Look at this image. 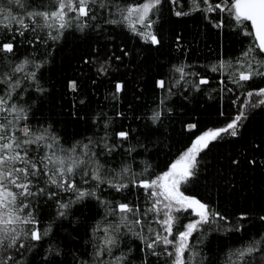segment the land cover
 Returning a JSON list of instances; mask_svg holds the SVG:
<instances>
[{
  "label": "trees",
  "instance_id": "obj_1",
  "mask_svg": "<svg viewBox=\"0 0 264 264\" xmlns=\"http://www.w3.org/2000/svg\"><path fill=\"white\" fill-rule=\"evenodd\" d=\"M146 1L96 0L88 17L76 19V13L70 12V25L58 31L56 26L46 27L41 17L34 23L27 15L54 11L56 0H0L4 10L0 11V42L15 44L12 53L0 52V96L7 98L11 91L9 105L24 110L21 115L27 118L14 121L16 126L49 130L59 139L58 154L75 146L79 155L81 146L91 140L90 152L96 156L86 158L88 171L98 161L105 181L128 185L120 191L106 182L96 187V181L78 171L73 177L77 186L95 188L99 200L91 196L77 200L76 193L62 191L43 178L32 191H44L25 200L29 207L21 213L31 212L36 224L15 227L18 232L36 227L47 235L39 241L21 235L16 247L0 248V264L9 255L8 264H97L94 252L105 237L104 230L111 233L109 226L117 224L118 247L104 256L105 264H114V257L120 255L127 257L125 264H172L173 257L163 254L165 247L172 251V245L158 244V255L147 248L155 233L167 235L158 221L168 210L159 204V211H149L156 197L139 181L154 180L168 171L197 137L226 127L241 111L245 118L238 122L237 135L230 130L209 141L197 155L195 174L179 185L185 196L219 214L193 232L184 255L186 264H264V105L258 103L264 97L253 95L243 106L248 92L264 88V75L234 82L249 64L264 72V53L256 47L254 36L246 34L252 32L249 22H237L228 11H206L203 0H197L198 9L193 0H161L145 21H151L150 28L136 23L134 15L123 19L124 10ZM209 3L215 6L224 0ZM178 11L187 14L177 16ZM13 17L29 25L24 35L17 33L19 25ZM130 24H135V31ZM140 32H151L159 43H151ZM250 48L254 50L245 57ZM25 60L24 70L15 72V66ZM178 67L184 69L183 79ZM17 81L19 87L12 90ZM159 81L165 82L163 88ZM156 112L160 118L153 120ZM5 115L14 120L16 113H0V122ZM121 131L128 132L127 140L117 135ZM105 144L114 150L108 152ZM43 152L32 146L30 155ZM51 192L57 196L50 198ZM60 203L69 206L60 209ZM119 204L133 209L125 224L120 223ZM176 207L172 215L178 222L169 239L200 219L194 208L177 212ZM61 211L64 215H59ZM137 219L141 224L134 223ZM138 232L146 239L141 240ZM249 246L256 250L240 260L238 250ZM193 252L197 255L189 259Z\"/></svg>",
  "mask_w": 264,
  "mask_h": 264
},
{
  "label": "snow or ice",
  "instance_id": "obj_2",
  "mask_svg": "<svg viewBox=\"0 0 264 264\" xmlns=\"http://www.w3.org/2000/svg\"><path fill=\"white\" fill-rule=\"evenodd\" d=\"M161 0H148V2L130 6L126 10V15L123 16L124 20H131L133 14L136 15V23L144 25L145 27H151V21L145 24L149 13L157 5H159ZM204 4L207 5L206 11H215L220 9L222 11H228L234 16L237 22L243 23L245 21L249 22L252 28V32L246 33L248 35H253L255 41H257L256 47L259 48L260 52L264 53V0H232L231 4L224 0L223 4H216L213 6L209 3V0H203ZM96 3V0H56V8L54 11H38L27 13L28 17L36 22V17H41L44 21L46 27L52 28L57 27V30L64 29L70 25V18L68 13H76V19L80 17H88L90 11V4ZM193 4L198 9L199 3L197 0H193ZM100 7L103 8L104 4L101 2ZM0 11H4L0 9ZM187 13L176 12L177 16L186 15ZM10 15V13H9ZM7 18V17H6ZM95 19L93 15L91 17ZM15 19V22L19 27L16 29L19 35H24V30L29 28V25L24 22L23 19ZM52 21L53 23H49ZM114 23L116 21H113ZM2 23V22H0ZM5 28L8 25H3ZM133 31L136 30L135 24H130ZM35 30L34 28L32 29ZM145 39L150 40L153 44H158L159 40L151 32H140ZM51 36V33H49ZM56 39V37H51ZM15 38L13 37V40ZM15 44L13 42L2 43L0 42V52L12 53L14 51ZM254 49L250 48L248 51L243 53L245 57H248ZM28 63L27 60L19 65L15 66V72H21L24 70L25 65ZM259 63V62H258ZM223 67V62L221 63ZM104 71L105 69H101ZM215 70V69H213ZM176 71L181 73V79L184 76L183 67H178ZM32 79H35V73L30 74ZM264 75V72L260 71L259 68L254 69L251 64L248 65L247 71L239 72L238 80L234 81L239 83L241 81H248L253 76ZM11 80V77H9ZM7 82V81H5ZM207 81L201 80L200 83H206ZM164 81H159L160 87H164ZM19 87V81L14 85H11L12 90ZM117 91H120L122 85L118 84ZM70 88L74 91L76 89V82L72 81L70 83ZM253 95L264 97V88H260L255 93L248 92V100L244 101L243 106H248L249 101ZM11 99V91L7 93V98L5 96H0V113H16L14 120H9L7 115L3 117V121L0 122V248L11 249L16 247L17 241L20 239L21 235L29 237L31 240L39 241L42 236L47 235V231L41 233L39 228L33 227L27 232H18L16 225H35V218L32 216L31 212L27 215L22 216L21 213L24 209L29 207L28 203L24 201L29 197L36 195L38 192H43L44 188H37V192H33L32 188L35 184H38L43 178H47V183L55 185L58 189L62 191H72L76 193V199L82 200L85 197H99L96 195V189H81L77 186V182L73 177L77 175L78 171L84 177H89L91 180L97 182L96 187H99L100 183H108L111 187L116 188L120 191L126 188L128 185L125 183H113L112 181H105L101 176L102 166L96 162V167L91 172L87 169V164L90 162V156H96L95 151L90 152L89 145L93 142L90 140L88 144H83L81 146V153L76 154L75 146L69 150L60 149L63 154L57 153V148L59 145L58 137L51 135L49 130L34 132L29 126L25 125L18 128L16 122L21 119H26V115H21L24 110L18 108L15 104L9 105L8 101ZM259 104L264 105V99L258 101ZM255 107L256 105H251ZM160 118V113L156 112L153 114L152 119L158 120ZM245 118V112L241 111L235 116L234 119L229 122L226 127L218 128L215 130H208L204 132L201 136L197 137L194 143L186 152H184L181 157L171 164L168 171L164 172L162 175L156 177V179L140 180L139 185L145 189H152L150 195L156 197L153 206L149 211H159L157 205L161 204L162 201L159 197H163L165 201L169 203L164 204V207L168 209L164 213V219L158 221L164 228L167 235H160V233L154 234V239L147 242V248L152 250V255H158L155 248L158 244H163L165 246L172 245L173 250L168 251L167 247L164 249L165 255L173 257L172 264H186L185 252L190 250V245L188 243L189 237L192 236L193 232L197 231L202 224L209 223V217H215L219 215L218 213L210 211L208 205L202 203L201 201L195 199L194 197L185 196L179 191V185L181 182H186L189 177H192L194 169L197 165V155L204 149L208 147V142L216 140L221 136L222 133H227L231 130V135L236 136L238 127V122ZM107 127V126H105ZM190 129L194 128L195 125H189ZM19 133V134H18ZM117 135L122 140H127L128 132L121 131ZM48 141H51L50 143ZM32 146H35L37 151L44 149L43 155L32 156ZM202 146V147H201ZM104 148L108 152L114 150V146L104 145ZM124 173H128L129 169L125 168ZM83 183L87 184L88 179H85ZM19 190V191H15ZM159 189V191H157ZM57 196L56 192L49 193L50 198H55ZM101 203H104L101 201ZM173 204L178 205L176 211L186 210L194 208L197 210V215L200 217L199 220L192 221L184 226V231L178 232V235L174 239H169L168 236L172 235L173 228L178 222V217L172 215ZM69 205L67 203H60V209H66ZM119 212L122 214L120 223L125 224L128 222V213H132L133 209L129 207L128 204H119ZM114 214V213H112ZM59 215H64L61 211ZM264 219V217H262ZM136 225L141 224V220L137 219L134 221ZM120 224L115 226L110 225L111 233L109 229H105V237L100 245L96 247L94 256L97 260V264H105L104 256L111 255L112 249L118 247V237L116 233L119 232ZM131 231V229H129ZM143 231V230H141ZM149 232L152 229H148ZM136 235L141 239L145 240L140 232ZM19 247H24V244H20ZM254 246H249L243 250H238L237 256L240 260H243L246 254H250L255 251ZM197 253H191L189 259H194ZM12 260L9 255L5 260V264ZM127 257L124 255L114 257V264H125Z\"/></svg>",
  "mask_w": 264,
  "mask_h": 264
},
{
  "label": "rangeland",
  "instance_id": "obj_3",
  "mask_svg": "<svg viewBox=\"0 0 264 264\" xmlns=\"http://www.w3.org/2000/svg\"><path fill=\"white\" fill-rule=\"evenodd\" d=\"M146 2H148V0L146 1ZM134 15V17H135V20H136V15L135 14H133ZM201 136V135H200ZM202 147V146H201ZM186 152V151H185ZM178 160V159H177ZM160 198V200L162 201V203L160 204L161 206H162V208H163V210H165L166 208L164 207V204H166V203H169L168 201H165L164 199H163V197H159ZM175 206H177V205H175V204H173V208L172 209H174V207ZM166 210H168V209H166ZM195 210V212L197 211L196 209H194ZM197 215V214H196ZM198 216V215H197ZM199 217V216H198Z\"/></svg>",
  "mask_w": 264,
  "mask_h": 264
}]
</instances>
